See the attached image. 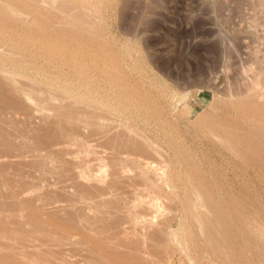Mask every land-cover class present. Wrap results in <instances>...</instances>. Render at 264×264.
Returning a JSON list of instances; mask_svg holds the SVG:
<instances>
[{"label": "rangeland", "instance_id": "rangeland-1", "mask_svg": "<svg viewBox=\"0 0 264 264\" xmlns=\"http://www.w3.org/2000/svg\"><path fill=\"white\" fill-rule=\"evenodd\" d=\"M3 1L0 264H264V0L249 89L201 0Z\"/></svg>", "mask_w": 264, "mask_h": 264}, {"label": "bare ground", "instance_id": "bare-ground-1", "mask_svg": "<svg viewBox=\"0 0 264 264\" xmlns=\"http://www.w3.org/2000/svg\"><path fill=\"white\" fill-rule=\"evenodd\" d=\"M11 1V0H10ZM9 1V2H10ZM13 1H15V2H17V3H19L20 4V2H24L25 3V5L26 6H28V4H29V8H31L32 7V9L31 10H33V8L35 9H37V6H35L36 5V0H13ZM12 1V2H13ZM40 1V0H39ZM0 2H3V3H5V1H1L0 0ZM7 2V1H6ZM122 2H124V1H122ZM201 2H202V4H208L209 5V7H210V9H211V11H212V15L211 16H209V17H211V19H212V25H210V26H215V27H213V28H215V32H217V36L215 35V41H218L219 43H220V45H221V49H222V54H221V56H222V64H220V65H222V68H220L221 70H219L218 69V72H220L221 71V74H223L225 77H226V79H227V81L226 82H228V80H229V82L228 83H230L229 84V88H231V87H233V86H230L235 80H237L238 79V75H240L241 77H239V81L241 82L242 81V83L244 84L243 86L245 87V86H247L248 87V89L250 88V87H252V83H253V85H254V79L253 78H255L254 76H252V75H250V73L249 72H247L248 70L246 69V68H244L245 67V59H244V56L246 55H244L243 56V48H247V47H249L250 48V46L253 44H251V41H253V38H254V36L251 34V32H252V28H249L250 27V24H253V26L255 27L257 24H258V16H259V13L257 12V7L260 5L259 3L261 2V0L259 1V0H201ZM264 2V1H263ZM6 5H9V4H7V3H5ZM22 4V3H21ZM20 4V5H21ZM38 4V3H37ZM65 4V3H64ZM4 6V5H0V22L3 24V25H7L8 27H5V28H9L10 27V25H14L15 24V21H16V17L18 16V15H16V13H15V15H16V17H14L13 15H12V13H14L15 12V9H16V7H15V5H18V4H15V5H13L14 7H15V9H14V7H10V6ZM10 5H11V3H10ZM34 5V6H33ZM67 5V4H66ZM262 5V4H261ZM19 6V5H18ZM263 6H264V4H263ZM10 8H13V10H14V12H10L9 11V9ZM11 10V9H10ZM27 10V9H26ZM33 11H35V13L37 12V10H33ZM59 12V11H58ZM38 13V12H37ZM36 13V14H37ZM263 14H264V12H262ZM261 13V14H262ZM39 14V13H38ZM43 14V13H42ZM50 14V13H49ZM56 14V13H55ZM203 14V13H202ZM201 14V15H202ZM41 15V14H40ZM40 15L38 16V15H36V17H35V19L37 20V21H39V19L38 18H40V19H42L43 17L41 16L40 17ZM37 16H38V18H37ZM48 16V15H47ZM55 16V15H54ZM261 16H263V15H261ZM20 17V16H19ZM19 17H18V19H19ZM208 17V16H207ZM51 18V17H50ZM43 20H45V21H47V19L46 18H44ZM210 20V19H209ZM19 21H20V19H19ZM42 21V20H41ZM260 21V20H259ZM262 21H264V20H262ZM18 22V21H17ZM251 22V23H250ZM250 23V24H249ZM261 23V22H260ZM201 24V23H200ZM259 25V24H258ZM257 25V26H258ZM202 26V25H201ZM252 27V26H251ZM13 28H14V26H13ZM264 29V28H263ZM202 31V30H201ZM213 31V30H212ZM258 31V30H257ZM259 33V32H258ZM261 36V35H260ZM214 39V38H213ZM255 39V38H254ZM257 39V38H256ZM256 39H255V41H256ZM260 39V38H259ZM258 40V39H257ZM263 40V39H262ZM261 41V40H260ZM15 43H13V45H14ZM45 45V44H44ZM42 46V49L41 50H43V49H45L46 48V50L49 52V55L48 56H50L51 54H53V53H51L50 54V50H48L49 48H47V46L45 45V46ZM15 47H18L17 46V44H15L14 45ZM63 47H64V51H65V49L67 50V48L65 47V46H67V44L65 43V46L64 45H62ZM61 46V47H62ZM44 47V48H43ZM53 49V48H52ZM63 48H61V50H62ZM60 50V51H61ZM245 50V49H244ZM247 50V49H246ZM249 50V49H248ZM54 51H55V49H54ZM68 51V50H67ZM43 52H44V50H43ZM46 52V51H45ZM44 52V53H45ZM48 52H46L45 54L47 55L48 54ZM56 52V51H55ZM66 52V51H65ZM65 52H63V53H65ZM244 52H246V51H244ZM26 53V52H25ZM60 53V52H59ZM61 53H62V51H61ZM72 53V52H71ZM247 53H249V52H247ZM251 53V52H250ZM1 54V53H0ZM54 54H56V53H54ZM21 56H22V54H21ZM53 56V55H52ZM51 56V57H52ZM3 57V56H2ZM2 57L0 58V60H2L3 61V59H2ZM9 58V60L8 61H6V63H8L9 61H13L14 59H11L12 57L11 56H8ZM11 57V58H10ZM247 57V56H246ZM245 57V58H246ZM253 57V56H252ZM256 59V58H255ZM254 60V59H253ZM11 61V63H13ZM16 61V60H15ZM14 61V62H15ZM2 63V62H1ZM10 63V62H9ZM2 64H4V61H3V63ZM246 64H248L247 62H246ZM5 65V64H4ZM246 67H247V65H246ZM56 68V67H55ZM244 69H246V70H244ZM248 73H246V72ZM246 73V75L245 74H243V73ZM69 73V72H68ZM213 74V73H212ZM254 74V73H253ZM245 75V76H244ZM233 79H235V80H233ZM253 79V80H252ZM257 80V79H256ZM236 83H238V82H236ZM241 83V84H242ZM234 84V83H233ZM232 84V85H233ZM257 85V84H256ZM237 86V85H236ZM255 86V85H254ZM253 86V87H254ZM226 87H227V85H226ZM238 87V86H237ZM234 88V87H233ZM256 88V87H255ZM212 89V88H211ZM235 89H239V88H235ZM241 89V88H240ZM247 89V90H248ZM254 89V88H253ZM230 90V89H229ZM252 90V89H251ZM251 90H250V94L252 93L251 92ZM224 92V91H223ZM232 92V91H231ZM234 92H235V90H234ZM254 92V91H253ZM256 93H257V91H255ZM230 93V92H229ZM263 93V92H262ZM219 94V93H218ZM223 94V93H222ZM238 94H240V92L239 93H237V91L235 92V93H232V96L231 97H236ZM243 94V93H242ZM264 94V93H263ZM230 95V94H229ZM247 95V94H246ZM257 95H258V93H257ZM259 95H261V94H259ZM229 97V96H228ZM238 97H239V95H238ZM247 97H249V96H247ZM253 97V96H252ZM258 97V96H257ZM262 97V96H261ZM234 99V98H233ZM264 99V98H263ZM236 100V99H235ZM237 101V100H236ZM251 101V100H250ZM232 102V101H231ZM251 102H254L253 100L251 101ZM262 102V101H261ZM235 103V102H234ZM256 103V102H255ZM227 104V103H226ZM262 104V103H261ZM263 106H264V104H263ZM261 107V106H260ZM237 108H235L234 107V104H233V102L232 103H228V105H226V110H227V112H229V113H232V112H234L235 110H236ZM261 109V108H260ZM262 109H264V108H262ZM261 112H262V110H261ZM262 121V120H261ZM260 128V127H259ZM263 129H259V130H262V132L264 131V125H263V127H262ZM95 131V130H94ZM96 132V131H95ZM258 132V131H257ZM96 136V135H95ZM142 137V136H141ZM262 137H263V135H262ZM90 139V138H89ZM142 139L144 140V138L142 137ZM146 141H147V139H145ZM145 140H144V143H145ZM125 141V140H124ZM130 142V141H129ZM132 142V141H131ZM260 142V141H259ZM121 143V142H120ZM139 144H141V143H139ZM149 144V142H147L145 145H148ZM260 144V143H259ZM137 145V144H136ZM150 145H151V143H150ZM262 145V144H261ZM93 146V145H92ZM124 146V145H123ZM122 146V147H123ZM129 146V145H128ZM152 146V145H151ZM133 148H134V146H133ZM154 148V147H153ZM261 148V147H260ZM260 148H253V146H252V148L251 149H260ZM118 149V148H117ZM155 149V148H154ZM248 149H250V148H248ZM123 157H125V156H123ZM143 175V174H142ZM151 176V175H150ZM149 176V177H150ZM145 177V176H144ZM151 178V177H150ZM144 179V178H143ZM152 179V178H151ZM154 177H153V181H154ZM144 181V180H143ZM145 181H147V180H145ZM141 184V183H140ZM143 184V183H142ZM144 184H145V182H144ZM144 184H143V186H144ZM148 185V184H147ZM151 185V184H150ZM149 185V186H150ZM153 185V184H152ZM156 186V185H155ZM153 188V187H152ZM137 189V188H136ZM146 189H148V188H146ZM148 193V192H147ZM32 205H34V204H32ZM74 217V216H73ZM80 217V216H79ZM71 220V219H70ZM77 222H79L80 223V221L78 220ZM81 223H83V222H81ZM52 224V223H51ZM36 246V245H35ZM34 246V247H35ZM40 247V246H39ZM43 247V246H42ZM26 249V248H25ZM42 249V248H41ZM50 248H48V250H49ZM27 250V249H26ZM34 250V249H33ZM32 250V251H33ZM24 251V250H23ZM54 251H55V249H54ZM30 252V251H29ZM34 252H35V250H34ZM37 252V251H36ZM35 252V253H36ZM40 252V251H39ZM38 252V253H39ZM43 252H45V250L43 251ZM53 252V251H52ZM59 252V251H58ZM61 252V251H60ZM59 252V253H60ZM23 253V252H22ZM26 253V252H25ZM28 253V252H27ZM55 253V252H54ZM43 254V253H42ZM56 254V253H55ZM62 254V253H61ZM60 254V255H61ZM67 254V253H66ZM50 255V254H49ZM1 256H3V255H1ZM51 256V255H50ZM66 256V255H65ZM4 257V256H3ZM38 257H40V255L38 256ZM68 257V256H67ZM72 257V256H71ZM12 258V257H11ZM41 258V257H40ZM43 258V257H42ZM41 258V259H42ZM54 258V257H53ZM26 259V258H25ZM32 259V258H31ZM33 259H35V258H33ZM38 259V258H37ZM49 259H51V258H49ZM79 260V259H78ZM9 261V260H8ZM30 261V260H29ZM91 261V260H90ZM1 262V261H0ZM11 260L9 261V263L8 264H11ZM31 262V261H30ZM26 263V262H25ZM32 263V262H31ZM30 263V264H31ZM76 263V262H75ZM1 264H3V263H1ZM14 264H16V263H14ZM28 264V263H27ZM77 264V263H76Z\"/></svg>", "mask_w": 264, "mask_h": 264}]
</instances>
